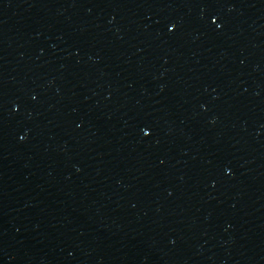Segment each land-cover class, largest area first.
Masks as SVG:
<instances>
[{
	"label": "water",
	"instance_id": "water-1",
	"mask_svg": "<svg viewBox=\"0 0 264 264\" xmlns=\"http://www.w3.org/2000/svg\"><path fill=\"white\" fill-rule=\"evenodd\" d=\"M0 264H264V0H0Z\"/></svg>",
	"mask_w": 264,
	"mask_h": 264
}]
</instances>
